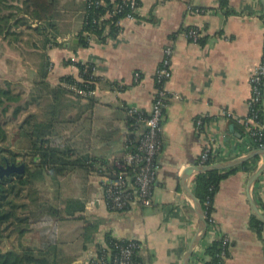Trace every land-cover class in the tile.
I'll return each mask as SVG.
<instances>
[{
    "label": "crops",
    "instance_id": "0c3cea01",
    "mask_svg": "<svg viewBox=\"0 0 264 264\" xmlns=\"http://www.w3.org/2000/svg\"><path fill=\"white\" fill-rule=\"evenodd\" d=\"M56 1L58 44L45 50L48 74L44 80L52 88L68 91L65 96L59 95L57 103L51 98V104L56 105V112H62V118L65 114L69 117L76 152L109 160L123 158L129 109L151 111L154 75L165 49L173 50L172 77L166 84L171 97L162 129L161 168L151 203L144 205L134 195L127 209L111 212L105 200L108 178L93 169L78 168L55 179L58 183L69 178L68 185L76 191L75 195H65L59 185L63 200L58 199L62 203L56 207L65 210L69 200L83 207L72 215L65 212V217L55 222L58 254L72 264H89L103 234L111 231L142 243V264H183L199 219L182 180L189 167L199 164L204 146L209 144L219 159L217 163L254 154L248 160L254 167L240 168L222 181L214 198L216 227L209 228L195 247L191 262L193 259L195 264H203L205 245L225 235L230 238L225 264H264V238L250 226L254 215L250 197L258 207L264 202V172L249 187L263 156L256 154L259 148L251 145L242 125L222 115L224 110L239 116L247 113L252 95L250 73L260 61L264 45L263 1L140 0L139 17L122 19V30L116 38L109 37L102 43L92 37L89 46L79 44L78 38L86 0ZM222 1H226V7ZM190 3L200 11L190 10ZM187 28L199 29L204 41L190 39ZM12 55L2 72L12 73L11 68L13 71L20 64L23 79H30L27 74L32 72L38 82L42 80L43 62L30 70L18 62L19 55ZM77 62L94 63L97 81L93 90L77 85L83 83ZM137 71L140 80L135 78ZM68 76L73 82L67 81ZM200 117L204 119L202 127L196 122ZM143 131L144 126L137 135ZM194 177L195 173L189 178L193 191ZM130 188L135 192L133 185Z\"/></svg>",
    "mask_w": 264,
    "mask_h": 264
},
{
    "label": "trees",
    "instance_id": "16d2710c",
    "mask_svg": "<svg viewBox=\"0 0 264 264\" xmlns=\"http://www.w3.org/2000/svg\"><path fill=\"white\" fill-rule=\"evenodd\" d=\"M121 2L122 0H86L83 11L82 29L78 34L79 44L84 46L90 45V35H87L88 33L91 35L94 34L102 43L107 42L109 37L116 38L122 30V26L119 23L120 19L131 10L130 7L125 6L122 11H116L115 5ZM222 5L226 7V1H222ZM228 12L231 11L228 9ZM108 13L110 17L107 18ZM57 14L56 0H0V36L3 37V40H9L8 38L11 35L19 33L20 28L25 26L28 29L34 30L44 38L43 46L45 50L47 47L57 46V24L55 20ZM189 29L191 28L185 30L188 31ZM198 41L203 42L204 38L201 37ZM43 56L44 61H46L45 52ZM76 65L79 67L83 78V83L77 85L86 91L93 90L97 81V76L93 72L94 63L77 62ZM47 74L48 64L44 63L42 69L43 78L38 82L40 89L39 96L42 92L43 95L51 96L56 102L60 94V96H65L68 91L60 88H52L44 80ZM66 79L68 82H73L71 76L66 77ZM154 79L156 89V87L160 86V83L157 82L155 75ZM21 99L22 93L12 89L10 81H4V86H0V118L4 114H7L9 108L13 104H18ZM52 106L54 111L48 114L46 119H37L31 113L27 115L20 125L21 130L26 131V135L31 139L30 148L26 154L30 158L28 164H26V172L21 174L15 173L11 177L0 179V226L5 225L8 227L9 224L15 225L18 238L20 239L27 232L31 231L32 225L42 222L48 225L49 223L55 224L56 221L65 217V212L68 215H72L75 211L83 210V207L78 201L69 200L65 210H63L48 202H42L40 197H36L31 202H37L40 198L37 207L31 209L29 215L22 216L19 209L29 208L31 202L17 203L16 198L21 197V193L26 188L29 191L37 190L35 189L37 182L44 181L46 177L55 180L78 168H85L89 171L93 169L94 171H98V174L106 175L111 179L115 178L113 173L119 170L115 166V161L118 160L116 158L109 160L107 157L81 154L76 152L72 144H61L60 140H57L56 132L58 129L56 128L63 122H69V117H66L67 114H65V117L62 118V112H56L55 104ZM21 108L23 107H16L14 111L16 115L20 112ZM262 114L264 119V110ZM139 115L147 117L150 113L137 109L135 116H128V141H130V146L126 148L125 153L132 148L134 149L139 139L137 131L143 129L144 125L139 119ZM25 125H27L26 128ZM3 131V126L0 124V136L3 134ZM254 147L257 148L256 145ZM214 160L210 159L209 162H213ZM218 160L216 158V161ZM249 164L246 161L242 165L227 170H210L195 173L193 179L194 193L200 201L206 215L208 229L213 227V224L209 222V218L213 215L214 198L220 189L222 181L240 168L253 169L254 163L252 167ZM131 174V172L126 174L128 186L131 185L129 183L132 179ZM259 208L264 214V202L260 203ZM43 216L47 217L41 218ZM250 226L257 231L258 235L264 238V224L255 215H252L250 218ZM52 234L54 238L44 241L41 246L21 243L19 247L17 246L6 251L0 250V264H72L69 258L61 257L58 254L59 247L55 241L56 236L54 230ZM110 234L111 231L106 233L107 242H111L112 240ZM205 248L204 258L201 262L203 264H218L221 260L220 253L223 249L222 238L215 239L211 243L206 244ZM99 249L100 244L97 245V251ZM228 256L229 245L226 258ZM192 261H190V264H195L193 259Z\"/></svg>",
    "mask_w": 264,
    "mask_h": 264
},
{
    "label": "built area",
    "instance_id": "2783aa9c",
    "mask_svg": "<svg viewBox=\"0 0 264 264\" xmlns=\"http://www.w3.org/2000/svg\"><path fill=\"white\" fill-rule=\"evenodd\" d=\"M115 6L116 11H122L125 6L131 9L120 19L119 23L124 18H138L140 0H122L121 3H117ZM188 7L190 10L200 11L199 8L191 6V3ZM87 35H90V42L92 41V37H95L94 34L91 35L88 33ZM186 35L196 42L202 37L200 30L196 28H191L186 31ZM172 56V48H166L155 73L156 80L160 83V86L155 89L152 109L149 112L150 115L147 117L138 116L145 129L139 136L137 145L134 149L128 150L124 154L123 159L115 161V166L119 169L113 173L115 178L111 179L107 176L105 200L111 212L119 213L124 211L128 207L129 202L134 198V195L138 196L140 202L144 205H149L152 201L153 189L161 168L159 156L164 144L162 129L165 109L171 97L166 88V84L172 77ZM135 78L136 80L141 79V73L139 71L135 73ZM250 82L252 95L247 101V113L244 116H239L232 111L224 110L222 115L227 118H235L242 125L244 131H246L251 145L254 144L257 148L264 150V119L262 114L264 110V45L260 61L253 67L250 73ZM175 96L178 97V95ZM136 113V108L129 109V115L135 116ZM203 120L200 117L196 121L199 127H202ZM129 146L130 141H128L126 148ZM213 151L209 144L204 146L198 165L217 163V157ZM210 159L215 160L209 162ZM130 172L132 173V179L129 183L135 187V192L128 186L126 174ZM209 222L216 227V221L212 215L209 218ZM106 233L103 234L99 243V251L90 255L89 264H142L140 259V252L143 248L142 243L137 240L120 238L112 232L110 234L112 240L111 242H107ZM219 238H222L223 249L220 253L221 260L218 264H225L230 238L225 235H220Z\"/></svg>",
    "mask_w": 264,
    "mask_h": 264
},
{
    "label": "rangeland",
    "instance_id": "374dc122",
    "mask_svg": "<svg viewBox=\"0 0 264 264\" xmlns=\"http://www.w3.org/2000/svg\"><path fill=\"white\" fill-rule=\"evenodd\" d=\"M19 33L11 35L8 39L3 40L0 36V86H4V81H10L11 87L15 91L22 93V99L18 104H13L7 114H4L0 118V124L3 126V134L0 136V161L2 162L4 157L10 158L12 161L17 163L28 164L29 159L26 154L30 148L31 139L26 135V131L21 130L20 125L22 121L29 114H34L38 119H46L48 114L51 113L52 100L51 96H46L40 94V89L38 85L37 75H32V72H28L27 76L30 79H23L25 74L22 72L21 65L18 67L11 68V72L6 70L2 72V66L7 69L8 64L11 63V58L14 57L12 53L19 55L18 62L22 61L23 66H26L30 70L33 69L32 66L40 65L44 61V38L40 36L34 30L28 29L27 27H21L18 31ZM38 71V69L36 70ZM42 72V71H41ZM42 74V73H41ZM26 76V77H27ZM37 81L35 85L32 82ZM29 82H31L29 84ZM33 99V101H32ZM50 99V100H49ZM32 101V102H29ZM51 105V106H50ZM21 108L20 112L16 115V107ZM69 115V113H68ZM67 117V116H66ZM27 125H25V128ZM73 128H71L69 122H63L58 125V131L56 132L57 140L60 143L76 144L74 142L75 137H72ZM62 183L60 184V182ZM56 183L50 177H46L44 181L37 182V190L29 191L25 189L21 193V197L16 198L17 203H30L33 198L40 197L42 202H48L58 206L62 203V195L58 194V187L64 190L65 195H75L76 191L70 188L69 178L61 180ZM60 185V186H59ZM59 195V196H58ZM40 198L37 202H31L29 208H20L19 212L22 216H27L30 214L31 209L37 207L40 202ZM43 216L41 218H46ZM42 222V221H41ZM15 225L9 224L8 227L5 225L0 226V250L6 251L13 249L14 247H19L22 244L41 246L44 241L54 238L52 231L54 230V224H45L44 222L32 225L31 231L27 232L23 238H18V232L15 229ZM52 240V239H51ZM73 253V251H72Z\"/></svg>",
    "mask_w": 264,
    "mask_h": 264
},
{
    "label": "water",
    "instance_id": "95a60500",
    "mask_svg": "<svg viewBox=\"0 0 264 264\" xmlns=\"http://www.w3.org/2000/svg\"><path fill=\"white\" fill-rule=\"evenodd\" d=\"M262 1L264 3V0ZM263 108H264V104H263ZM256 154H261L263 156V161L260 164V167L257 169V171H255L253 175L251 176L249 187L251 186L252 183H255L259 179L261 174L264 172V150L258 149ZM253 155L254 154H249V155L242 156V157L233 159L231 161H226V162H218V163L203 164V165H193L186 170L183 176L182 185H183L184 191L188 194V196L193 201L195 211L197 212V215H198L199 225H198L196 235L194 236L192 243L184 257L183 264H190L191 257L193 255L195 247L202 241L208 229L206 215L201 206V203L196 197L193 189L189 185L190 176L194 173L202 172V171L225 170V169L237 167L243 164L244 162L248 161ZM0 167H1L0 179H3L5 177V174L6 176H10L11 173H19V174L25 173L27 166H26V163H20V164L12 163L9 166V168H3V166L1 165ZM250 201H251L254 215L264 224V214L261 212L260 208L258 207V205L256 204L252 196L250 197Z\"/></svg>",
    "mask_w": 264,
    "mask_h": 264
},
{
    "label": "flooded vegetation",
    "instance_id": "af4514ba",
    "mask_svg": "<svg viewBox=\"0 0 264 264\" xmlns=\"http://www.w3.org/2000/svg\"><path fill=\"white\" fill-rule=\"evenodd\" d=\"M4 160L1 162L0 161V165L1 166H3V168H9V166L12 164V163H16V164H20V163H17L16 161H12V160H10L8 157H4L3 158ZM0 169H1V167H0ZM15 173H11L10 174V176H6V174H5V177L4 178H6V177H11L12 175H14ZM3 178V179H4Z\"/></svg>",
    "mask_w": 264,
    "mask_h": 264
}]
</instances>
